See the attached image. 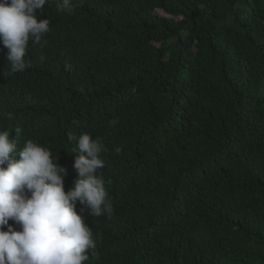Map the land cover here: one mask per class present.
<instances>
[{"label": "trees", "instance_id": "1", "mask_svg": "<svg viewBox=\"0 0 264 264\" xmlns=\"http://www.w3.org/2000/svg\"><path fill=\"white\" fill-rule=\"evenodd\" d=\"M73 4L39 10L50 31L30 41L31 82L0 103V128L50 148L65 190L68 133L103 143L113 211L84 212V264H264V0Z\"/></svg>", "mask_w": 264, "mask_h": 264}, {"label": "clouds", "instance_id": "2", "mask_svg": "<svg viewBox=\"0 0 264 264\" xmlns=\"http://www.w3.org/2000/svg\"><path fill=\"white\" fill-rule=\"evenodd\" d=\"M46 3L0 0V103L31 82L19 75L30 67L25 59L30 41L39 43L50 31V20L38 14ZM57 8L71 13L73 0H57ZM36 101L28 97L20 113L29 112L26 107ZM21 116L20 125L33 126L35 115ZM14 130L0 128V264H84L97 247L84 212L99 217L113 211L106 181L98 174L105 167L103 143L89 133H68L76 142L72 151L77 175L74 186L65 190L68 170L58 157L33 139L18 147L11 138L19 137L21 129ZM77 202L85 206L79 213Z\"/></svg>", "mask_w": 264, "mask_h": 264}]
</instances>
